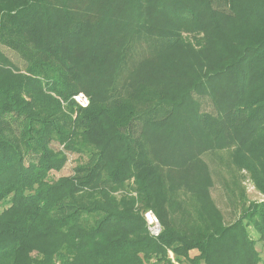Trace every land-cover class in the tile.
I'll return each instance as SVG.
<instances>
[{"label":"trees","instance_id":"obj_1","mask_svg":"<svg viewBox=\"0 0 264 264\" xmlns=\"http://www.w3.org/2000/svg\"><path fill=\"white\" fill-rule=\"evenodd\" d=\"M227 152L261 197L229 225ZM263 239L264 0H0V264H264Z\"/></svg>","mask_w":264,"mask_h":264},{"label":"rangeland","instance_id":"obj_2","mask_svg":"<svg viewBox=\"0 0 264 264\" xmlns=\"http://www.w3.org/2000/svg\"><path fill=\"white\" fill-rule=\"evenodd\" d=\"M4 51L13 60V62H15L21 68L23 67V61L15 53L7 49H4ZM55 148L59 149L58 146H56ZM205 160L207 161V163H209L211 168H214V165L210 162V159L208 157H206ZM218 160L220 161L221 165L219 164V167L217 170L218 171L221 170L224 172L223 174L226 177V181L230 184L231 189L225 191L221 187L220 183L218 182V179L216 178L215 179L216 187L214 188L212 192L213 199L216 203V208L209 206L208 207L209 209H206V211L210 215H214L215 213L218 214L220 211V213L224 216V221L226 225H229L240 216L239 211L236 210L234 207L235 205H233L232 201L229 200V197H231L232 191L233 192L238 191L237 196H240L239 191L241 190L243 193H247L250 201H254V202L260 201L261 197L259 193L255 190L254 185L251 183L248 173L245 170H243L242 162L238 158H236L233 154L227 152L224 154L223 153L220 154L218 157ZM79 162H80L79 156L69 155V161L67 165L65 166V168L60 173L53 172L51 175V178L58 179L62 176L72 175L75 167L79 164ZM152 215L155 216L153 213ZM159 224H160V221H159ZM248 232L252 235V237L255 240L257 239L259 240L261 237L252 227L248 228ZM256 247L258 251L262 252L261 254L264 259V239L262 241H258ZM173 263L178 264L176 260Z\"/></svg>","mask_w":264,"mask_h":264},{"label":"built area","instance_id":"obj_3","mask_svg":"<svg viewBox=\"0 0 264 264\" xmlns=\"http://www.w3.org/2000/svg\"><path fill=\"white\" fill-rule=\"evenodd\" d=\"M76 101L81 105L82 107H87L88 106V100L84 95H80L76 97ZM147 223H148V229L149 232L152 236L158 237L161 234V226L159 224L158 219L152 215L151 212L147 213L145 215Z\"/></svg>","mask_w":264,"mask_h":264}]
</instances>
